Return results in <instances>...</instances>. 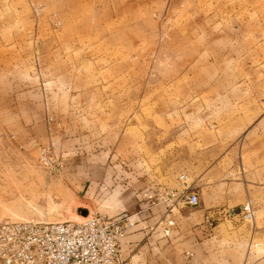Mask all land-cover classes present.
Masks as SVG:
<instances>
[{
  "label": "rangeland",
  "instance_id": "1",
  "mask_svg": "<svg viewBox=\"0 0 264 264\" xmlns=\"http://www.w3.org/2000/svg\"><path fill=\"white\" fill-rule=\"evenodd\" d=\"M0 47L11 48L4 82L13 73L30 95L27 120L0 121V219L114 216L126 194L141 203L162 153L185 156L190 189L208 193L205 139L231 179L217 194L242 212L232 230L193 225V239L219 233L215 264H264V0H0ZM63 54L86 85L60 74ZM41 148L82 159L47 168Z\"/></svg>",
  "mask_w": 264,
  "mask_h": 264
},
{
  "label": "crops",
  "instance_id": "2",
  "mask_svg": "<svg viewBox=\"0 0 264 264\" xmlns=\"http://www.w3.org/2000/svg\"><path fill=\"white\" fill-rule=\"evenodd\" d=\"M5 48V50H3ZM11 48L0 47V100L4 102V110H0V121L6 122L8 125L12 123L14 116L20 115L22 119L27 120L29 117V92L28 84L23 81H13V73L8 75V81L1 76L2 73H7L6 62L9 64L8 59L11 57ZM8 55V56H7ZM63 65L59 67L60 74L67 80L69 86L75 87L76 84L82 86L86 85V82L78 83L76 74H73L75 69L79 67L78 63L65 62L66 58L63 54ZM60 61V60H59ZM78 66V67H77ZM12 70V65L9 67ZM76 69V70H77ZM11 72V71H10ZM84 75V74H83ZM75 76V77H74ZM82 76V75H81ZM7 78V77H6ZM10 84V85H9ZM81 100L87 99V95L83 93L79 94ZM46 96V94H45ZM82 96H85L82 98ZM70 98H77V94L71 95ZM44 99V97H43ZM39 102L40 97L35 98ZM36 102V103H37ZM35 103V104H36ZM51 108V107H50ZM61 109V108H60ZM0 122V124H2ZM3 122V123H4ZM28 121L24 124L27 125ZM20 124L23 125L22 122ZM54 134L53 129L51 130ZM54 139V136H53ZM201 142L203 147L201 146ZM198 148L196 152V169L199 177L202 175L204 181L212 180L214 186L213 190L208 193L200 194L202 205L190 206L191 209L187 210L186 205H180L178 208L180 215H174L175 225L172 227V231L169 237L162 235V229L160 226L155 228L152 232L148 230L149 225H155L157 221L164 217L165 207L158 206L152 208L151 212L141 213V204L138 201L132 199V195L126 194L119 200V211L114 216L120 214H127L131 216V219L136 220V223L129 228L128 233L121 240L122 255L131 259L136 264H215L214 261L218 259V255L222 254L221 247L224 245V241H221L219 233L212 234V239L206 238L204 241H196L194 231L197 228H193V225H200L198 227V233L204 234L207 226L215 222L214 231H219L222 226L226 229L232 230L231 227H235L234 222L241 214L242 209H237L230 205L231 199L229 192H225L223 195L217 194V187L219 184L228 183L231 179L226 174L225 177L216 172V164L208 161L211 156L215 155L211 148H205V139L198 140ZM213 151V153H212ZM167 154V153H166ZM166 154L162 153L158 164L152 162V183L168 185L173 180V177L178 173H185L184 167L188 166V159L186 161L185 156H181L180 162L170 163L168 162ZM62 164L69 163V166L77 165L79 159H82L80 153L61 154L59 157ZM86 160V157H84ZM158 160V159H156ZM64 161V162H63ZM180 174V173H179ZM178 174V175H179ZM175 179L177 178V176ZM219 182V183H218ZM199 205V204H198ZM189 214H186V213ZM194 230V231H193ZM217 236V238L215 237ZM175 239L176 241H169ZM236 249V248H235ZM227 255V254H226ZM225 255V256H226ZM152 257V259L150 258ZM222 259L223 255L221 256Z\"/></svg>",
  "mask_w": 264,
  "mask_h": 264
},
{
  "label": "built area",
  "instance_id": "3",
  "mask_svg": "<svg viewBox=\"0 0 264 264\" xmlns=\"http://www.w3.org/2000/svg\"><path fill=\"white\" fill-rule=\"evenodd\" d=\"M40 159L47 168L62 165L49 149L41 148ZM189 176L180 173L175 187L153 183L139 194L141 213L164 206L166 211L155 225L169 237L180 205L197 206L199 197L190 188ZM243 217L251 216L245 206ZM136 223L130 215L116 217L89 214L79 221L0 219V264H136L122 255L121 240Z\"/></svg>",
  "mask_w": 264,
  "mask_h": 264
},
{
  "label": "bare ground",
  "instance_id": "4",
  "mask_svg": "<svg viewBox=\"0 0 264 264\" xmlns=\"http://www.w3.org/2000/svg\"><path fill=\"white\" fill-rule=\"evenodd\" d=\"M76 218H79L78 220H81L82 218H84V216H77L76 215Z\"/></svg>",
  "mask_w": 264,
  "mask_h": 264
},
{
  "label": "water",
  "instance_id": "5",
  "mask_svg": "<svg viewBox=\"0 0 264 264\" xmlns=\"http://www.w3.org/2000/svg\"><path fill=\"white\" fill-rule=\"evenodd\" d=\"M84 215H86V213H85ZM84 215H83V216H84Z\"/></svg>",
  "mask_w": 264,
  "mask_h": 264
}]
</instances>
